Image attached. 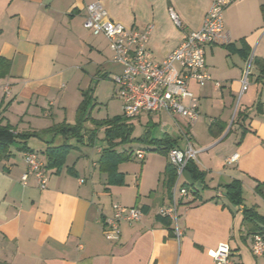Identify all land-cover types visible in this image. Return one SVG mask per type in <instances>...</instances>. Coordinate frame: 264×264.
<instances>
[{"label":"crops","instance_id":"crops-1","mask_svg":"<svg viewBox=\"0 0 264 264\" xmlns=\"http://www.w3.org/2000/svg\"><path fill=\"white\" fill-rule=\"evenodd\" d=\"M95 1L129 28L144 32L151 24L148 47L156 62L177 48L185 34L201 28L213 2L0 0V56L10 61L9 73L0 77L4 124L23 132L75 123L66 116L63 121L46 122L49 117H63L61 109L67 108L71 97L76 109L81 103L84 90L70 88L69 83L76 80L80 85L87 75L97 73L114 79L123 72L124 65L112 59L108 38L84 26L87 6ZM263 3L231 0L227 6L224 22L230 42L206 48V70L212 79L203 85L189 81L201 113L194 125L167 110L131 119L134 127L136 121L147 127L140 135L148 134L147 140L166 138L171 146L185 148L187 135L199 151L196 164L204 182L190 208H180V238L172 222L158 214L162 205L171 202L165 174L168 156L156 144H147L155 153L146 154L134 174L119 164L123 183H110L99 164L107 145L100 129L93 141L83 139L98 157L82 151L72 139L74 149L62 172L49 170L45 189L34 176L22 183L27 165L20 144L12 146L9 158H0V264H214V251L224 243L238 264H264V253L254 254L253 235H246L243 225L244 207H256L264 214V197L255 190L264 182ZM171 8L183 29L172 20ZM250 61L251 78L241 97ZM150 125H160L162 134L153 136ZM53 139L57 144L64 141L50 134L44 139L32 137L28 145L39 140L40 148L34 149L46 162L44 150ZM234 155L238 158L230 162ZM72 167L76 174L68 172ZM235 179L243 183L242 205L232 203L221 190ZM113 203L139 207L143 217L122 222L120 236L109 240L104 225L113 214Z\"/></svg>","mask_w":264,"mask_h":264},{"label":"built area","instance_id":"built-area-1","mask_svg":"<svg viewBox=\"0 0 264 264\" xmlns=\"http://www.w3.org/2000/svg\"><path fill=\"white\" fill-rule=\"evenodd\" d=\"M231 0H213L212 5L200 29L185 34L182 42L162 62H156L148 47L150 32L153 26H147L144 32L129 28L114 21L101 1L87 6L84 21L86 29L95 35H105L112 50V59L124 65L121 74L114 77L116 93L122 100L123 116L133 119L142 113L167 110L172 115L187 119L188 125H194L200 118L199 97L189 90V81L195 80L203 85L212 79L206 70V48L214 44H229L230 37L225 28L224 12ZM175 25L183 29V23L174 9L169 10ZM251 74V61L244 71L242 92L248 86ZM187 146H172L168 151L170 163L176 169V179L172 188L171 202L162 205L158 214L168 218L173 225L176 237L183 234L180 226L181 206L184 211L190 208L194 194L184 177L190 161L198 162V150L186 135ZM136 156L144 159L146 150L138 149ZM238 155L229 158L235 161ZM27 165L21 180L27 184L30 176H34L41 189L48 184V170L37 151L24 153ZM83 182V180H81ZM221 195V193H220ZM113 214L105 219L104 233L107 239H117L121 234L122 222H136L142 219L143 211L136 206H125L113 203ZM252 249L255 255L264 253V238L260 234L253 235ZM214 264H238L233 252L226 243L214 251Z\"/></svg>","mask_w":264,"mask_h":264},{"label":"trees","instance_id":"trees-1","mask_svg":"<svg viewBox=\"0 0 264 264\" xmlns=\"http://www.w3.org/2000/svg\"><path fill=\"white\" fill-rule=\"evenodd\" d=\"M262 14L264 17V3L261 5ZM228 45V44H225ZM10 61L0 56V77H4L9 73ZM93 103V92L84 91L83 99L76 111L75 123H68L66 121L53 124L48 128L41 130H31L17 132L16 127L9 122L4 124V110L0 104V158H9L11 156V148L13 145L20 144L19 150L23 152L37 151L28 145V140L32 137L45 138L47 135L61 136L64 141L60 144L55 143L54 139L48 142L47 148L44 150L46 156V169L53 170L54 173H61L68 155L73 151L74 145L71 143L72 139L83 142L84 138L88 141H93L100 129H104L106 146L104 147L99 164L101 169L108 174L110 183H123L124 175L119 172L118 165L124 159H129L126 151H119L118 147L132 142L143 144H156L157 150L165 153L168 156V151L172 147L167 139L162 140H147L148 134L140 137H134L135 127L131 119H127L123 115L115 118H107L102 120L94 119L91 115ZM94 106V105H93ZM91 120L94 124L93 128L86 127V122ZM40 155V151H37ZM189 171L195 182H204V173L200 172L197 164L190 161L187 165ZM68 172L76 174L73 167L68 169ZM166 186L172 194V188L176 179V169L169 163L166 168ZM194 196L198 195L200 188L190 185ZM222 192L234 204L242 205L244 203L243 197V183L235 179L229 183L221 186ZM256 192L264 197V182H259L255 188ZM243 225L245 227L246 235L260 234L264 238V214L258 212L256 207H244ZM168 219V218H166Z\"/></svg>","mask_w":264,"mask_h":264},{"label":"rangeland","instance_id":"rangeland-1","mask_svg":"<svg viewBox=\"0 0 264 264\" xmlns=\"http://www.w3.org/2000/svg\"><path fill=\"white\" fill-rule=\"evenodd\" d=\"M251 78V75L248 76V83ZM79 82V81H78ZM70 88H75L78 86V88H81V90L84 91H92L93 92V105H92V111L91 115L94 119L102 120L107 118H115L118 116L123 115L122 110V100L116 93V85L113 81V75H110V77H103L99 73L96 75H87L83 81H80V85H77L76 80L71 81ZM83 91V92H84ZM94 93L95 97H94ZM246 93V90L242 92V96ZM83 96V93H82ZM75 97H71L68 101V106L66 109H61V113H63V117L59 118H52L49 117L46 122H51L53 120L55 121H63L65 116L68 121L75 122L76 119V103L74 101ZM58 109V106L56 107ZM66 114V115H65ZM37 121V120H35ZM41 121H44L41 119ZM44 124V123H40ZM86 127L93 128L94 124L91 120H88L86 122ZM148 128L152 130L153 136H160L162 134V128L160 125H150ZM147 129L144 125H141L138 121H136V127H135V136H140L144 131ZM74 143H76L79 148L82 151H88L91 154L95 152L91 144H88L85 140V143L79 142L78 140L74 139ZM30 146L33 148H40L41 143L39 140H30L29 141ZM149 145L147 144H140L136 142L128 143L125 145L119 146V150L126 151L129 155L131 154V157L129 159H124L120 162V164H123L122 167L127 168V170H130V172H133L138 167L141 166V159L136 156V151L140 149L146 150V154L150 155L155 153V151L149 150ZM95 158L98 157V155L94 154ZM90 160V159H89ZM91 161V160H90Z\"/></svg>","mask_w":264,"mask_h":264},{"label":"water","instance_id":"water-1","mask_svg":"<svg viewBox=\"0 0 264 264\" xmlns=\"http://www.w3.org/2000/svg\"><path fill=\"white\" fill-rule=\"evenodd\" d=\"M184 177L188 184L194 185L197 188H201L202 184L200 182H195L194 178L192 177L191 173L189 171L184 172Z\"/></svg>","mask_w":264,"mask_h":264}]
</instances>
